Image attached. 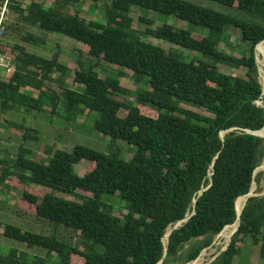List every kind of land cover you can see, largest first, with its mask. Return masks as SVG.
Listing matches in <instances>:
<instances>
[{"label": "trees", "instance_id": "trees-1", "mask_svg": "<svg viewBox=\"0 0 264 264\" xmlns=\"http://www.w3.org/2000/svg\"><path fill=\"white\" fill-rule=\"evenodd\" d=\"M213 1L232 13L186 0H112L99 21L82 16L80 0H12L11 9L24 21L66 35L83 47L77 48L78 87L72 88L66 80L70 66L61 61L60 51L46 57L22 44L15 45V52L2 45L15 72L0 79V127L5 121L25 128L5 117L16 108L58 114L63 109L68 120L88 110L96 114L95 129L110 138V152L83 144L72 151L51 146L48 159L35 160L26 144L37 129L23 131L15 161L0 157V195L4 185L21 191L17 212L72 234L66 241L56 233L7 224L0 225V235L55 253L54 264H158L163 258L162 264H188L217 235L238 226L240 200L264 177V172L255 176L264 161V137L249 132L264 128V106L257 103L264 86L256 58V47L264 40V0ZM132 6L175 16L207 32L201 30V35L168 23L153 28L154 20L141 16L147 27L139 33L130 15ZM230 27L240 30L241 41L250 45L241 56L221 47H232ZM146 34L196 55L187 59L182 52L146 40ZM23 39L35 45L43 41L30 32ZM261 45L259 51L264 42ZM103 61L116 72L101 76ZM222 64L243 74L224 72ZM121 78L135 80L137 90L123 86ZM27 87L38 89L39 95ZM121 141L134 146L130 159L122 156ZM82 160L93 165L85 175L76 170ZM112 197L128 203L124 219L114 213L108 202ZM247 200L241 203V223L227 249L208 264H233L249 236L264 258V195ZM193 211L166 245L168 228ZM75 235L79 239L73 242ZM0 264L47 263L40 256L29 263L24 253L12 250L0 252Z\"/></svg>", "mask_w": 264, "mask_h": 264}, {"label": "rangeland", "instance_id": "rangeland-1", "mask_svg": "<svg viewBox=\"0 0 264 264\" xmlns=\"http://www.w3.org/2000/svg\"><path fill=\"white\" fill-rule=\"evenodd\" d=\"M42 1V0H39ZM81 1V10L82 16L86 17L88 20H103L104 12L108 4H111L112 0H80ZM192 2L194 4H198L203 7L211 8L223 13L231 14L232 10L226 5H223L219 2L213 0H186ZM29 2L25 3L24 8L28 5ZM48 7L51 5L49 2L46 4ZM130 15L134 17V26L139 29V33H144L146 29V24L140 22V17L145 16L147 18L153 19L154 24L153 28H157L165 23L172 24L177 28L191 29L194 33L207 32L206 29H202L198 26L191 25L186 21H181L177 19L175 16L166 15L157 13L155 11H146L141 7L132 6ZM28 22L24 21L19 13L13 9H11V13L9 15V20L7 21L8 33L5 36V45L10 47L12 50L15 48V45L22 44L25 45L29 51L44 55L46 57H52L53 54L57 51L61 53V61L70 66V72L66 76L67 82L71 85L72 88L78 87L75 82V71L78 69L77 59L79 57L77 48L83 47L82 43H78L74 41V39L69 38L66 35H62L59 33L47 32L40 28L39 30H35L34 34L38 37L40 36L43 41L39 44H33L29 41H25L23 36L27 34L28 30H31ZM34 30V29H32ZM229 31L232 35V47L226 46L224 43L221 44V47L227 50L230 53L241 56L244 51L250 50V45L243 43L240 39L241 32L240 30L230 27ZM146 40L152 41L155 44H160L167 50H175L178 52H182L187 59H191L196 53L184 49L180 46L174 45L165 40H159L150 35H143ZM58 43L60 45H58ZM14 51V50H13ZM15 52V51H14ZM261 55V56H260ZM9 56V55H8ZM256 58L257 63L259 65V73H260V81L264 84V68L260 63L261 59H264V49L261 54H258L256 48ZM90 61H88L89 64ZM221 69L224 72L232 73L237 71L242 73V70H237L226 65H221ZM100 75L106 76V73L116 72L114 66L110 63L103 61L99 67L101 69ZM243 74V73H242ZM13 74H8L6 69H0V79L10 78ZM56 76V74H55ZM121 84L129 89L137 90L139 83L131 78H121ZM49 85L53 86L55 89H58V85L56 83H49ZM264 86V85H263ZM27 89H32L31 87ZM35 94L39 95V90L33 88ZM36 95V96H37ZM122 99V98H119ZM130 102H136L134 96H129ZM259 105L264 106V94L263 97L257 101ZM1 108V104H0ZM150 108V107H149ZM49 111V112H48ZM63 109L60 110V113H52L50 110L44 111H36V110H25L17 109L13 111L9 115H5L9 121H13L15 123H22L25 125V128L22 130L13 128L8 126V123L3 121L2 130L0 128V148L3 150V153H0V157L3 156L7 158L11 163L15 161V157L18 151L19 146L23 142L22 132L26 131L27 128H35L37 132L32 131L31 134L34 135L32 140H29L26 146L32 151L30 157L35 160H43L48 159L47 149L49 147L60 148L68 151H72L76 144H83L95 148L101 152L109 153V145L110 138L103 133L99 132L95 129V120L96 114L94 112L86 110L83 115L78 117L76 120H68L63 116ZM15 129L16 133H10L9 138H4L7 133L11 130ZM19 131V132H18ZM20 133V134H19ZM7 142V143H6ZM118 146L122 149V156L125 159H130L134 152V146L128 145L125 142H119ZM92 164L88 160H82L79 164L76 165V170L80 175H85L91 168ZM260 172H264V161L260 170H258L257 174ZM256 174V175H257ZM254 185L255 190H253L255 195H264V177L258 184L255 182ZM4 193L3 195L4 201L10 203L5 205H0V225L5 227L7 224H13L20 226L24 230H29L32 232L42 233L45 235H53L54 233L60 239L70 240V235L72 234L69 230L63 227H59L57 229L53 228V225L49 223L48 220L40 221L35 219V217L30 215H23L21 211L16 210L15 203L17 198L21 196V191H9L6 189L5 185L3 186ZM37 190L42 192L43 187H36ZM84 194L85 192H81ZM14 198V200H13ZM1 201V199H0ZM248 201V200H247ZM108 202L112 203L114 206V213L124 219V215L127 213V205L128 203L121 198L112 197L108 198ZM247 203V202H246ZM242 207V206H241ZM48 221V222H42ZM224 235V234H223ZM223 235H217L213 244L205 249L199 258L201 261L199 264H208L213 261L229 244L230 241L224 239ZM78 236H73V242L78 241ZM80 247H82L80 245ZM16 250L19 253H24V257L29 263H33L37 256L43 257L46 260L47 264H54L57 262L58 256L54 254H50L46 249L33 246L29 247L25 242L17 240L15 238H11L8 236L0 235V252L3 254H8L10 251ZM196 260L188 263V264H197ZM74 264H81L74 261ZM233 264H264V258L260 254V245L256 244L252 237L246 238L245 242L241 244V251L239 255L234 259Z\"/></svg>", "mask_w": 264, "mask_h": 264}, {"label": "built area", "instance_id": "built-area-1", "mask_svg": "<svg viewBox=\"0 0 264 264\" xmlns=\"http://www.w3.org/2000/svg\"><path fill=\"white\" fill-rule=\"evenodd\" d=\"M11 4L12 0L0 1V69H6L8 74H13L15 72V64L12 58L3 52L1 46L5 45L7 21L11 13Z\"/></svg>", "mask_w": 264, "mask_h": 264}, {"label": "water", "instance_id": "water-1", "mask_svg": "<svg viewBox=\"0 0 264 264\" xmlns=\"http://www.w3.org/2000/svg\"><path fill=\"white\" fill-rule=\"evenodd\" d=\"M263 41H264V40H263ZM260 43H261V42H260ZM260 43H259V44H260ZM259 44H258V45H259ZM258 45H257V46H258ZM256 48H257V47H256ZM262 130H264V128L261 129V130H257V131H249V132L264 137V133L262 132ZM226 132H227V131H223V132H222V134H221L222 137L225 135ZM261 166H262V165H260L259 167H257V169L255 170V176H256V174H257V172H258V170L260 169ZM212 174H213V173H211V176H212ZM255 182H256V181L253 182V185L255 184ZM212 183H213V178H211V184H210V186L212 185ZM253 185H252V187H251L250 192L247 194V196H249V197H251V196H258V195L252 194V188H253ZM205 189H206V188H205ZM205 189L201 190L200 193L202 194L203 191H204ZM263 194H264V193H263ZM259 196H260V195H259ZM249 197H248V198H249ZM195 204H196V200H195ZM194 213H195V211H193L192 213L187 214V216H186L183 220L178 221L173 227H171L170 232L167 234V243H166L165 240H164V242H165L166 245L168 244V239H169V236H170V234L172 233V231H173L174 229L178 228L179 226H182L183 223L186 222V221H188V219H189ZM238 214H239V218H238V220H239V225H240V223H241V221H240V215H241V213H238ZM165 237H166V236H165ZM227 247H228V246H227ZM227 247H226L225 249H227ZM225 249H224V250H225ZM166 253H167V247H166V251H165V256H166ZM163 261H164V258H163L158 264H162Z\"/></svg>", "mask_w": 264, "mask_h": 264}, {"label": "bare ground", "instance_id": "bare-ground-1", "mask_svg": "<svg viewBox=\"0 0 264 264\" xmlns=\"http://www.w3.org/2000/svg\"><path fill=\"white\" fill-rule=\"evenodd\" d=\"M264 42V41H263ZM263 42H261L258 46H257V48L263 43ZM262 46V45H261ZM260 46V47H261ZM260 47L258 48V54H261V52H262V50L264 49H262V50H260L259 51V49H260ZM261 56V55H260ZM260 63H261V65L263 66V68H264V59H261L260 60ZM264 71V70H263ZM264 85V84H263ZM254 185H256V184H254ZM254 185H253V188H252V194H254L255 192L253 191V189H254ZM243 197V196H242ZM248 197L249 196H247V195H244V197L240 200V203H239V205H238V207H237V203H236V207L238 208V213H241L242 212V207H241V203L242 202H244L245 200H247L248 199ZM238 222V226L236 227V228H234V229H232L231 231H229L228 233H226V234H224L223 235V237H224V239L226 240V242H227V240L230 238V237H232L234 234H235V232L238 230V228H239V220L237 221ZM237 222H235L234 224H236ZM233 224V225H234ZM227 227V226H226ZM225 227V228H226ZM224 228V229H225ZM170 229H171V227H169L168 228V230H167V234L170 232ZM226 230V229H225ZM167 234H166V237H165V242L167 243ZM221 234V233H220ZM219 234V235H220ZM229 241H230V239H229ZM202 258V257H201ZM201 258H200V260H199V262L201 261ZM199 262H197V264H199Z\"/></svg>", "mask_w": 264, "mask_h": 264}, {"label": "crops", "instance_id": "crops-1", "mask_svg": "<svg viewBox=\"0 0 264 264\" xmlns=\"http://www.w3.org/2000/svg\"><path fill=\"white\" fill-rule=\"evenodd\" d=\"M23 6H25V5H23ZM30 28H32V29H34V30H28L27 31V33L28 32H30V33H36V31L35 30H39L40 28H38V26L37 25H30ZM82 48V47H81ZM7 78V77H6ZM2 79V78H1ZM5 79V78H4ZM27 88H29V87H27ZM26 88V89H27ZM28 91H32L33 93H34V91H33V88L32 89H27ZM35 94V93H34ZM35 95H37V94H35ZM18 108H16V109H13L12 111H9V113H8V115L9 114H11L13 111H15V110H17ZM10 127H11V125H10ZM1 128V130H2V127H0ZM19 132V131H18ZM10 133H16V130L15 129H11L8 133H7V135L4 137L5 139L6 138H9L10 136H13V135H10ZM17 134V133H16ZM20 134V133H19ZM7 143V142H6ZM0 153H1V151H0ZM2 157V156H1ZM12 192V191H11ZM3 195L1 196L0 195V199H1V201H0V205L2 206V205H5V204H10V203H8V202H6V201H4V200H2L3 199ZM19 198H17V200H18ZM13 200H14V198H13ZM16 200V201H17Z\"/></svg>", "mask_w": 264, "mask_h": 264}]
</instances>
